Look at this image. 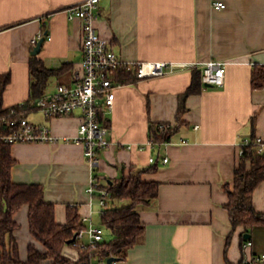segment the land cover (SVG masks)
<instances>
[{
	"label": "crops",
	"instance_id": "crops-1",
	"mask_svg": "<svg viewBox=\"0 0 264 264\" xmlns=\"http://www.w3.org/2000/svg\"><path fill=\"white\" fill-rule=\"evenodd\" d=\"M81 1L0 0V76L11 74L4 107L29 98V63L37 49L49 67H71L50 78L45 94L60 83H70L82 69L83 22L66 12ZM214 1L99 3L96 28L112 40L125 62L171 61L182 66L174 73L122 84L107 113L117 144L100 153L99 181L120 176L131 164L147 168L153 164L151 156L159 163L156 171L143 174L145 180L160 182L157 202L140 211L145 239L118 264H240L245 255L264 252V224L249 232L238 227L232 233L224 188V183L234 181L242 141L253 136L264 141V87L253 89L251 83L254 66L264 65V0H223L224 9H215ZM44 21L50 38L34 44ZM212 58L227 61L224 84L204 85L186 99L183 123L170 143L139 149L149 138L152 122H176L180 95L191 85L193 72ZM51 84L55 86L50 88ZM28 118L49 125L60 139L12 144L13 180L44 184L45 199L56 203L58 222L67 221L68 204H79L80 214L95 222L101 207L88 192L93 169L83 145L66 140L78 134L80 115L48 119L36 109ZM128 144L134 147L129 149ZM164 156L170 159L166 164ZM254 205L264 213V181L254 192ZM28 216V205L15 214L20 224L15 236L24 260L32 242L45 250L31 234ZM244 239L253 242L246 250ZM64 254L79 258L78 250L69 245Z\"/></svg>",
	"mask_w": 264,
	"mask_h": 264
},
{
	"label": "trees",
	"instance_id": "trees-1",
	"mask_svg": "<svg viewBox=\"0 0 264 264\" xmlns=\"http://www.w3.org/2000/svg\"><path fill=\"white\" fill-rule=\"evenodd\" d=\"M44 30L48 24L44 21ZM30 96L20 104L4 107V92L11 81L10 72L0 76V129L1 117L12 109L23 115L36 110L35 101L45 94L50 78L71 69L68 64L61 67H49L45 61L34 53L30 59ZM116 81L128 84L139 80L134 69H121L115 76ZM252 88L264 87V65H255L252 71ZM205 84L202 81L201 70L193 72L191 85L180 95V105L176 122H168L173 126L161 128L160 123L150 124L149 137H154L158 147L164 142L172 141L183 123L182 116L187 111L186 99L194 93H199ZM98 119L110 125L106 106H99ZM256 136H253L254 139ZM12 144L0 139V264H94L113 256L117 260L126 259L129 250L145 239L146 224L142 221L140 211L155 204L159 197L160 182L148 181L143 174L156 171L159 163L155 162L147 168H138L131 164L121 170L120 176L99 181L100 186L110 191L108 205L101 209L97 225L112 233L111 238L104 237L95 246L82 247L74 245L76 239L69 243L79 231L87 227L80 214L79 204H68L67 221L60 223L56 219V203L45 199V186L41 183H21L13 180L12 168L16 159L12 156ZM264 181V150L259 152L257 145L243 146L239 163L235 170L233 183H224L228 193L226 208L229 210L232 223V233L238 227L251 231L255 226L264 224V213L258 212L254 205V192ZM29 206L30 231L36 241L43 244L45 250H40L32 242L28 248V259L20 254V246L15 231L20 224L15 214L24 206ZM106 235V232H105ZM232 234L229 235L227 246ZM246 240L244 239V242ZM243 242V243H244ZM74 247L79 252V258L74 260L64 254L66 246ZM243 245V244H242ZM230 264V262H228Z\"/></svg>",
	"mask_w": 264,
	"mask_h": 264
},
{
	"label": "built area",
	"instance_id": "built-area-1",
	"mask_svg": "<svg viewBox=\"0 0 264 264\" xmlns=\"http://www.w3.org/2000/svg\"><path fill=\"white\" fill-rule=\"evenodd\" d=\"M101 0H83L66 8L69 18H80L83 22V60L82 69L76 73L70 83H60L50 94H44L35 101L36 108L41 111L46 118L52 119L58 116H68L79 114L81 122L78 134L72 138H66L83 145L86 160L93 169L94 176L88 192L94 196V202L102 208L108 205L111 196L107 187L100 186L96 177L102 150L117 142L112 138L111 126L98 119L99 106L104 104L106 112L110 113L114 106L115 90L122 83L116 81L115 76L119 70L134 69L139 79L162 76L174 73L182 68L176 62L171 61H142L134 64L125 62L120 54L112 46L110 38L103 37L96 28L95 21L98 17V8ZM215 9H224L227 3L223 0L213 2ZM45 19V18H44ZM50 38V32L42 30L39 32L36 42L43 43ZM227 61L212 58L205 62L201 68L202 81L204 84L221 86L225 82ZM2 128L0 129V139L8 144L20 142H57L56 136L51 127L47 124H40L23 115L16 109H12L1 117ZM173 126L168 122L160 123L161 128ZM185 142V140H183ZM171 141L164 142L163 145ZM255 144L259 152L264 150V141L256 136L245 138L241 143L240 153H243V146ZM133 144H128L127 148H133ZM146 147L159 148L154 137H149L147 142L138 145L139 149ZM169 157H162L164 164L169 162ZM150 161L155 163L158 157L151 156ZM87 227L79 231L74 245L86 247L88 244L95 246L104 240L105 229L97 225L90 217H83ZM252 240L247 239L243 243L246 250L252 245ZM113 257V256H111ZM110 258V257H109ZM109 258L99 263L118 264L114 259L109 263ZM240 264H264V252L245 255Z\"/></svg>",
	"mask_w": 264,
	"mask_h": 264
},
{
	"label": "water",
	"instance_id": "water-1",
	"mask_svg": "<svg viewBox=\"0 0 264 264\" xmlns=\"http://www.w3.org/2000/svg\"><path fill=\"white\" fill-rule=\"evenodd\" d=\"M38 49H37V52L36 53H38ZM206 86H212L211 84H205ZM245 237L246 238H248V237H250V234H245ZM75 238H76V236H74L71 240H69V243H71V242H73L74 240H75ZM114 259H116L115 257H110L109 258V263L112 261V260H114Z\"/></svg>",
	"mask_w": 264,
	"mask_h": 264
},
{
	"label": "rangeland",
	"instance_id": "rangeland-1",
	"mask_svg": "<svg viewBox=\"0 0 264 264\" xmlns=\"http://www.w3.org/2000/svg\"><path fill=\"white\" fill-rule=\"evenodd\" d=\"M54 86H55L54 84H51L49 87H50V88H53ZM96 205H98L97 202H96ZM98 219H99V215H97V218H96L95 222H97ZM105 237H106V238H111V237H112V233H111L109 230H107V231H106V235H105Z\"/></svg>",
	"mask_w": 264,
	"mask_h": 264
}]
</instances>
